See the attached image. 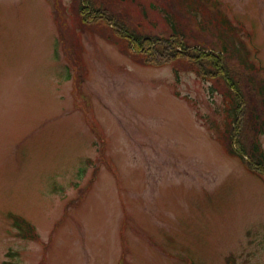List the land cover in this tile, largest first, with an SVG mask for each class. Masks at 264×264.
I'll list each match as a JSON object with an SVG mask.
<instances>
[{
	"label": "rangeland",
	"instance_id": "1",
	"mask_svg": "<svg viewBox=\"0 0 264 264\" xmlns=\"http://www.w3.org/2000/svg\"><path fill=\"white\" fill-rule=\"evenodd\" d=\"M70 1L0 0V264H264V179L219 139L233 142L234 125L264 153V115L233 122L224 84L184 59L142 65L80 16V43L64 39ZM216 1L264 63V0ZM158 4L109 6L163 33ZM200 15L217 31L219 16Z\"/></svg>",
	"mask_w": 264,
	"mask_h": 264
},
{
	"label": "trees",
	"instance_id": "2",
	"mask_svg": "<svg viewBox=\"0 0 264 264\" xmlns=\"http://www.w3.org/2000/svg\"><path fill=\"white\" fill-rule=\"evenodd\" d=\"M197 2V0H192ZM72 0L71 10L74 18L80 16L82 23L99 22L102 19L107 20L112 24L109 31V38L113 41L125 39L130 41L134 46V50L141 56L144 62L151 65H161L175 62L180 59L186 60L202 77L214 81L215 83L224 84L226 93L230 95V108L234 113V121L239 122L241 115H245L249 107L251 115L256 118V115H264V81L259 77L261 70L256 68L249 60L243 59L239 56L236 48L224 39V36L213 31H206L205 26L200 25V30L196 31V37L204 42L201 47L191 48L187 42L188 30L190 32V25L186 23V27L181 22V27L176 26L171 22L172 30L166 36L160 35H144L138 32L135 26L125 14L115 12L113 5L115 0ZM171 10H175L176 4L174 1L168 3ZM206 5L205 2H199L197 7ZM196 18L193 15V19ZM207 24V23H206ZM192 25V22H191ZM61 34L66 30L65 20L59 22ZM225 33H230L228 27L220 28ZM213 40L210 47L207 42ZM230 45V46H228ZM220 47L222 52H216ZM206 49H211L207 51ZM251 67L260 71V74L250 72ZM251 90H254L256 95V102L250 96ZM245 107V108H244ZM239 128L233 127L231 135L236 138L237 149L229 146V150L239 156L248 157V167L253 171H258L264 174V153L260 152L257 144L251 149L246 146L239 138ZM14 225L18 228H24L26 233L24 235L35 238V232L29 223L20 216H14Z\"/></svg>",
	"mask_w": 264,
	"mask_h": 264
}]
</instances>
